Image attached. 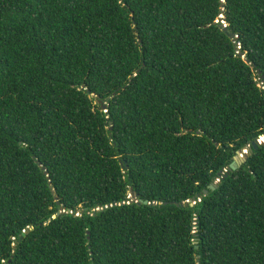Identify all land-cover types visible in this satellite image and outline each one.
Here are the masks:
<instances>
[{
    "label": "trees",
    "instance_id": "trees-1",
    "mask_svg": "<svg viewBox=\"0 0 264 264\" xmlns=\"http://www.w3.org/2000/svg\"><path fill=\"white\" fill-rule=\"evenodd\" d=\"M262 136L264 0H0V264H264Z\"/></svg>",
    "mask_w": 264,
    "mask_h": 264
},
{
    "label": "water",
    "instance_id": "water-1",
    "mask_svg": "<svg viewBox=\"0 0 264 264\" xmlns=\"http://www.w3.org/2000/svg\"><path fill=\"white\" fill-rule=\"evenodd\" d=\"M222 18H224V17L222 16L217 21V23L222 22ZM224 27L227 28L226 25H224ZM230 37L233 38L234 36L233 35H230ZM238 48H240V47H238ZM239 54H240V56L244 57V55L242 53L239 52ZM259 73L261 74V72H259ZM100 104H101L102 109L105 112H108L107 106L104 103H102V101L100 102ZM109 130H112V128L110 127ZM263 141H264V136H262L259 139H256L252 143V145L249 146V147H247L246 149L241 150V151H238L236 153V156L234 157L233 162L229 166V170H226L227 174H229L230 172H234V171L238 170L239 168H241V166L247 162L248 158L253 154V152L259 148V146L262 144ZM216 188H217V182L216 183H213V184H211L209 186V189L212 190V191L216 190ZM203 194L205 196L208 195L209 194L208 190H205L203 192ZM131 197H133V194H131ZM145 203H147V202H145ZM188 204L190 206H194L193 201H188ZM24 234H25V232H24ZM89 236H90V232H88V239L90 240V237ZM196 247H198V246H196Z\"/></svg>",
    "mask_w": 264,
    "mask_h": 264
},
{
    "label": "rangeland",
    "instance_id": "rangeland-1",
    "mask_svg": "<svg viewBox=\"0 0 264 264\" xmlns=\"http://www.w3.org/2000/svg\"><path fill=\"white\" fill-rule=\"evenodd\" d=\"M131 197V196H130Z\"/></svg>",
    "mask_w": 264,
    "mask_h": 264
}]
</instances>
